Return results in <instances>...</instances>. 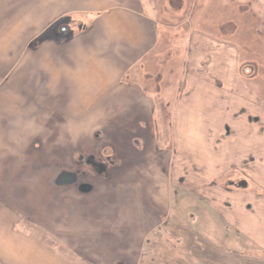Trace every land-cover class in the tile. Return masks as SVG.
Segmentation results:
<instances>
[{"label":"rangeland","instance_id":"rangeland-1","mask_svg":"<svg viewBox=\"0 0 264 264\" xmlns=\"http://www.w3.org/2000/svg\"><path fill=\"white\" fill-rule=\"evenodd\" d=\"M140 1L144 14L139 21L144 27L148 26L144 19H147L146 14L149 13L151 5L155 27L159 32L158 35H154L155 44L152 52L140 60L131 59L133 52L126 49L127 47L116 51L119 60H122L120 66L131 67L129 71L128 69L127 72L123 71L119 81L124 87L138 81V86L145 88L146 85L142 82L147 78L145 74L148 75L153 70V65L157 63L156 58H159V61L165 59L167 48L173 46L183 48L184 34L190 25L213 29L216 17L211 14L215 9L216 13H223L218 16H222L224 21L229 9L234 14L244 11V8H241L244 1L247 2L244 4L247 14L250 13L249 10L251 11L249 19L244 17L239 20V30L242 31L234 42V47L238 49L237 53L234 52L235 48L233 51L227 49L224 52V58L229 59L228 65L231 66L228 72L230 74L232 70L238 72L239 81L226 83L220 80V77L218 83L211 84L176 83L179 76L177 69L180 68L182 60L176 51L172 54L174 56L170 60V66L165 69L167 73L169 72L165 77L167 82L163 84L166 88L164 95L168 97L152 99L156 109L153 118L157 122L160 134L159 149L169 166L167 176L163 178L164 174L160 173L162 166L166 169L167 162L163 158L157 160L154 147L152 149L148 146L144 155L137 156L134 141L127 139L126 145H116L118 151L121 150V162L114 159L115 156H112L109 148L103 152L105 157L111 155L117 164L116 167L107 168L106 179L98 177L87 165L80 167L81 171L85 170L88 174L87 179L80 178V181L91 184L94 187L92 193L78 194L74 186H70L58 189L55 195L46 194L45 191L56 189L54 178L57 173L76 169L79 154L86 156L97 153L99 141L94 140L95 135L102 136V141L114 143V140L120 137L119 134H130L124 131L127 126L122 124L125 118L128 120V116H131L128 114L127 103H134L140 99L73 98L74 93L68 89L70 85L67 86L66 75L65 77L62 75L67 64L64 66L62 62L58 63L50 48L45 49L41 61L32 60L34 57L28 54L35 45L38 46L44 41L52 40L54 43L70 41L73 37L71 27L73 28L75 24L67 26L68 21L62 20L63 25L57 34L51 29L36 38V35L28 34V28L25 27L28 23L33 24L35 20L32 16L22 18L18 15L20 6L18 0H9L8 5L2 2L6 9L4 8V11L0 9V137L7 142L12 140L18 143L19 134L26 131V123L30 122L29 126L36 128L34 118L39 115L40 110L45 121H51L55 115L66 117V123L69 120L70 124L71 119L78 127H84L79 125L85 122L84 115L72 114L84 108L90 113L85 114L89 123L85 125L84 130L59 131L52 134L46 132L49 136L42 139L49 145L38 147L35 153L36 144L33 140L27 143L24 152L18 148L15 150L11 143H8L6 151L0 147V161L11 156V159H15L13 168L18 171L27 167V173L41 168L38 173L39 183L49 190L44 191L45 188L41 186L38 190L43 193L44 202L48 201L42 204L44 208L39 223L42 227L36 226L35 231L41 230L43 235L41 234L40 239L44 240L45 245L59 246V251L64 249L65 252L68 248L73 249L72 257L77 259L71 260L74 263L262 264L258 258L245 260L243 256L246 254L236 244L239 236L242 238L241 227L233 221L242 223L241 208L247 211L245 205L249 203L243 204L239 197L228 199V195L224 193V186L228 180L245 179L244 192L254 196L253 202L262 207L263 200L260 198L264 197V132L260 129L264 127V11L252 10V0H225L226 4L219 3L222 10L218 3L211 1L207 8L198 5L193 9L187 1L180 14L176 10L177 5L179 7L181 4L179 0H170V8L167 7L166 0ZM7 9L14 12L15 16L10 18L4 16ZM89 21L91 23V20ZM236 26L238 27V24ZM228 30L227 28L226 31L224 29L218 31L226 34ZM196 49H199L200 54L201 45ZM149 63L151 67L147 69ZM245 63H250V68L242 67ZM141 67H145V74L143 72L141 75L135 74L134 79L130 74ZM159 69L161 68H154L156 71ZM229 78L233 81L232 76ZM222 79L224 80V77ZM43 94V98H40ZM176 99L180 101L179 110L174 111L170 123L165 118L171 116ZM41 104L43 105L40 108ZM87 105L91 107H86ZM103 108L106 114L102 116ZM97 122L100 123V129ZM22 126L25 127V131ZM104 129L106 130L103 131ZM26 133L34 136L32 132ZM66 137L73 143L72 148L64 145L68 140ZM3 138L0 140L3 141ZM78 140H83L81 142H84L86 147L76 146ZM236 141L238 144L244 142L250 147V153L247 155L249 170L246 173L241 172V169L239 172L229 171L223 176V172L228 168L225 161L228 153L226 145L234 144ZM117 143H122V140ZM140 148L143 149V146ZM35 154L38 163L28 162L29 155L32 159ZM56 157L57 161L47 162V159L52 160ZM140 158H144L145 161L141 162ZM200 166H204V170L194 171ZM215 179L217 180L213 188L208 183ZM37 181L38 178L33 175L31 179L25 181L26 185H22L28 190L24 198L20 197L23 201L22 199L18 201L15 196L10 197V203L15 206L13 208L19 209L24 216H29L30 212L33 215L39 208L40 203L32 193L38 187ZM229 201L234 204V208L223 209L222 205ZM21 202L26 204L25 209L19 206ZM99 207L103 208L102 212L98 216L94 215L98 214ZM13 212L10 211V215ZM146 213L150 219L146 226H142L145 223L141 220V214ZM261 213L259 210L255 216L258 217L263 214ZM10 217L12 221L17 219L14 216ZM159 217L162 219L158 220ZM246 220H251L250 223L253 224L258 222L249 216H246ZM23 222L29 225L26 220ZM64 224L69 225L68 229ZM78 224L82 226L81 233ZM49 228L56 230L53 233L56 239L53 240L57 243L44 235L48 234L46 231ZM86 229L91 232L89 236H92L93 242H81L80 237L84 238L85 234L89 233ZM64 230H68V233L64 234ZM103 241L105 243H102ZM250 252L251 256L257 254L253 249ZM80 259L83 261H79Z\"/></svg>","mask_w":264,"mask_h":264},{"label":"crops","instance_id":"crops-1","mask_svg":"<svg viewBox=\"0 0 264 264\" xmlns=\"http://www.w3.org/2000/svg\"><path fill=\"white\" fill-rule=\"evenodd\" d=\"M8 1L9 0H0V9L4 11V5H8ZM18 1L20 5L18 6V15H20L22 18L32 16L35 20L33 21V24L28 23L25 27L28 28V34H34L36 35V38H38L39 35L47 33L51 29L53 30L54 34H57L59 28H61L63 25L61 22L62 20H65V22L68 21L66 23L67 26L72 23L75 24L73 28L71 27V35L73 37L70 41L66 43H54L51 42L52 40L44 41L38 46L35 45L34 49L31 50V52H29L28 54L34 57V59L32 60L41 61V57L45 55V49L49 50L50 48L52 51L51 53H54V56H56L58 63L62 62L61 64H63L64 66L67 64L66 70H64V73H62V75H64V77L66 75L65 79L67 82V86L70 85L68 89L74 93L72 95L73 98L82 100H123L124 98H128L126 100L140 99L135 100L134 103H127V107L129 109L128 114H131V116H128V120L127 118H125V121L122 122V124L124 126H127L124 131H127L130 134L128 135L125 133L124 135H122L118 133L120 137L114 140L115 143L113 144L115 146L126 145L127 139L131 141L133 139L131 135L132 130H137V125L145 126L150 123L151 118H153L156 110L152 99L168 97L164 95V91L166 90V88L163 84L167 82L165 77L169 74V72L167 73L165 69L169 68L170 60L173 59L172 57L174 56H172V54H174L175 51L177 52V56H179L182 60V64L179 65L180 68L177 69L179 76L176 79V83L180 84L181 82H191L211 84L218 83L220 80L226 83L239 81L237 78V76H239L238 72H235L232 69L231 74L228 72L229 67L231 68V66L228 65L229 59L224 58V52L227 49L233 51L235 48L234 52L237 53L238 49L234 47V42L239 33L242 31V29L239 30V20L244 17L249 19L251 16L250 10V13L247 14L246 12V7L244 4H247V2L245 1L241 5V8H244V11H238V14H234L230 12L229 9L228 16L225 19L226 21L223 20L222 16H218L222 15L223 13L219 12L218 14L216 13L215 9L213 11L215 15L213 14V12L211 14V16L216 17L214 19V25L212 24L213 29L205 27L200 28V26L193 27L192 25H190L188 31L185 34L183 33L185 35L183 48L173 46L171 48L165 49V54L167 57L160 61L159 58H156L157 63L153 65V70L148 73V75L144 73V70H146L145 67H141L140 70H135L132 74H130L134 79H136L135 74L141 75L143 72V74H145L147 77L145 78V82H142L145 83V88L138 86V81H133V85H129L126 87L120 85L119 81H121L123 71H126L127 69V71H129L131 67L130 65H127L125 67L120 66L122 60H119V54L116 51L118 49H123V47H127L126 49L133 52L131 59L134 58L138 60L152 52L155 44L154 35H158L159 31H157V28L155 27L156 23L153 13L151 12V5L149 6V13L146 14L147 19H144V21L147 22L148 26L144 27V25L139 21V18L142 16V14H144L141 9L140 0ZM169 1L170 0H166L168 8L171 7V2ZM187 1L189 2V5H192L193 9H195L198 5H203V8H207L208 3L210 4L211 2L215 4L218 3V5L219 3H227L225 0H179L181 4L179 7L177 5L176 9L179 14L181 13V8H184V6L187 5ZM252 1V10L254 9V11H259L260 9L264 11V0ZM2 2H4L5 4L2 5ZM220 9L222 10L221 6ZM173 10L175 9L173 8ZM4 16H6L7 18L14 17L15 13L7 9L4 13ZM89 20H91V23ZM186 21L187 18H185V22ZM236 24H238V27L236 26ZM226 27L229 29L227 33L221 34L219 32L220 29H224L226 31ZM172 34H174V32ZM200 45L201 53L199 54V49H196V47ZM28 60L30 59L28 58ZM151 63L147 65V69L151 67ZM154 68L161 69L156 71L154 70ZM218 68L224 69L219 70ZM23 75L26 76L28 74ZM229 76H232L233 81L229 78ZM220 77L221 79L219 80ZM222 77H224V80L222 79ZM43 96L44 94L41 95L40 98H43ZM179 102V99H176L174 102L175 104L173 106V110L171 109V116L169 118L170 123L173 118L174 111L179 110ZM42 105L43 104L40 105V108L42 107ZM88 106L89 105H87L86 107ZM89 107H91V105ZM4 108H6V106ZM134 108L137 111L134 110ZM132 110H134L135 112H132ZM86 111L87 110L83 108L80 112L77 111L76 113H72L73 115H79V113L84 115L85 122L79 124L83 125L84 127H78L74 122H71V119L70 124L69 120L68 123H66V117L61 116L54 115L51 121H45L43 119L44 114L40 110L39 115L34 118L36 128L29 126L30 122L26 123V131L25 127L22 126V129L25 132L24 134H19V138L17 139L19 140L18 143L10 139L7 140H10L11 142H7L3 137H0L4 139L3 141L0 140V147H3L5 149L6 146L9 145L8 143H11V146H13L12 148H14L15 150L16 148H18V150L21 149L24 152L27 143H31L32 140L33 142H35V146H48L49 144L44 142L42 138H44V136H49V133L52 134V132L59 131L67 132L70 130H84L85 125L89 123V121L85 118V114H90ZM101 111H103L102 116L106 114L104 113V108ZM97 124H99L98 128L100 129V123L97 122ZM106 129H104L103 131H105ZM27 131L32 132L34 136L30 133H26ZM46 132H49L48 135ZM24 136L26 137V139ZM47 139L48 138H46V140ZM66 139L68 140H66V143L64 145L68 148H72L71 145L73 143L69 142V138L66 137ZM119 140H122V143L118 144L117 142ZM79 141L83 140H78L77 144ZM241 143L238 144V141H236V143L234 144L226 145L228 153L225 161L228 168L225 172H223V176L229 173V171L239 172V170L243 168V164L248 162L247 155L250 153V147L244 142ZM232 145L233 149H231ZM35 146L34 153L36 152ZM13 157H15V155H13ZM30 157L31 155H29L28 157V162L34 161V163H38L36 160V154L34 155V158L30 159ZM16 160L17 162H20L19 159ZM47 161L51 160L47 159ZM13 162H15V159H11V156H8L5 160L1 159L0 161V262L2 264H79L77 262L74 263L71 261L74 259L77 260L74 256L72 257L73 249L68 248L66 249L67 252H65L64 249H61V251H59V246L57 247L55 245V248L53 247V245H45L43 243L44 240L42 241V239H40L42 234L41 230H37V232L35 231L36 226L40 228L42 227V225H40L39 223L41 220V213L44 208V206L42 207L41 203V196L43 193L41 192V190H38V188L40 189V186L41 188H43L42 183H39L40 175L38 176L41 168L39 167L35 170L31 169L33 172L29 171V173H27V167L22 170L19 169L17 171L16 168H13L12 166ZM31 168L33 167L31 166ZM203 168L204 166H200L197 167L194 171L201 172L202 170H204ZM32 174L39 180L36 183V186L38 185V187L35 188L34 186L33 188H35V191L32 193H34L33 195H36L35 197L37 198L40 205L37 211L35 210L36 212H34L33 215L32 212H30L29 216H24L19 209L13 208L15 206L10 203V197L15 196L19 199L18 201L22 199L20 197H23L28 191L26 187L22 185L29 184V181L26 182V184L25 181L31 179V177L33 176ZM216 180L217 179L210 181V183H208L209 186L214 188V182ZM215 188L217 187L215 186ZM227 197L228 199L232 197H239L243 204H250L245 205L247 211L241 208V224L236 223V220L231 219V221L234 220L233 222L241 227L242 238H240L239 236L240 239H237L236 244L239 248H242V252L246 254V256H243L245 260L258 258L257 260L264 264V197H259L261 200H263L262 207L255 204V202H253L254 200H252L255 197L247 194V192L240 193L237 191H233ZM229 203L231 208L233 209L234 204L230 201ZM19 206H22L23 209L26 208V204H24L23 202L19 203ZM248 206L249 208H247ZM258 206L260 208H258ZM102 210L103 208L99 207L97 210L98 214L95 213L94 215L98 216L99 213L102 212ZM259 210L263 214L261 213L262 215H259L257 217L255 216V213H257ZM10 211H15L16 213L13 212V215H10ZM141 215V220L143 223H145L142 224V226H146V222H148L149 216L147 215V213L145 215ZM10 216H14L17 219L12 221ZM246 216H249L253 220H257L258 222L254 224L250 223L251 220H246ZM19 218H22V220H19ZM37 218H39V220H35ZM24 220H26L29 225H25L23 222ZM56 226H58V224ZM64 226L66 227V229H68L69 227L68 224H64ZM78 227L79 233H81L82 226L78 224ZM47 230L48 231H46V233L48 234H44L46 238L48 237L50 241L56 242L55 240H53V233L56 232V230H54V228H49ZM86 232L89 233L85 234L86 237L84 238L80 237L81 242H93L92 236H89L91 232L88 229H86ZM63 233L67 234L68 230H64ZM102 243L105 242L103 241ZM252 249L257 253L255 254V256H251L252 252L250 251ZM79 261L83 260L80 259Z\"/></svg>","mask_w":264,"mask_h":264},{"label":"flooded vegetation","instance_id":"flooded-vegetation-1","mask_svg":"<svg viewBox=\"0 0 264 264\" xmlns=\"http://www.w3.org/2000/svg\"><path fill=\"white\" fill-rule=\"evenodd\" d=\"M250 66H251L250 63H245L244 65H242V67H244L246 69L250 68ZM246 71H249V70H246ZM263 112H264V110H263ZM165 117H167V116H165ZM169 118H170V116L168 118H165L167 122H168ZM156 123L157 122L154 120V118H151L150 123H148L147 125H145V126L137 125L138 129L132 130L131 135H132L133 139L131 140V142L134 141V143H135V150L137 149L136 152L138 151L137 156H138V154L144 155V153L147 152L148 146H150V147H152V149L154 147L155 154L158 157L157 160L158 159L160 160L161 158H163L164 161H166V159L164 158V154L161 153V150L159 149L160 134L158 131L159 128L156 126ZM260 131L264 132L263 126L261 127ZM94 140L99 141L98 142L99 145H97L98 146L97 151H96L97 153H94L93 155L88 154L86 156L84 154H79L77 157L76 169L74 171H61V172L56 174V176L54 178V187L56 188L55 190H53V188L49 190L42 184V187L45 188L44 191L49 190V191H45L46 194H48L49 196H52V195H55V193L57 192L58 189H66V188H70V186H74V190L78 194L88 195V194L92 193L94 190V187L85 181L84 182L80 181V178L87 179V177H88V174L85 170H82V171L80 170V167H82L83 165H87L88 167L92 168V170H94V172L96 173V175L98 177H103V179H106L108 177L107 172H106L107 168L117 166L115 161L112 160V156H115L116 158L114 157V159L121 162V159H122L121 150L118 151V149L116 148L117 146H115L111 141L110 142H107L105 140L102 141L103 138L100 135H95ZM77 145L80 148H83L85 146V143L80 141V142H78ZM141 146H143V149L140 148ZM38 147H40V146L39 145L36 146V149H38ZM106 148L110 149V151L112 152V156L110 155L108 157H105L103 155V152L105 151ZM86 150H88V149L86 148ZM140 159H141V162L145 161L144 158H140ZM57 160H58V157H56L55 159H53L51 161H57ZM51 161H47V162H51ZM41 162H43V159L41 160ZM158 162L159 161L156 162L157 165H158ZM166 162H167L166 169L163 166L162 167L159 166V167H161L160 173L164 174L163 178H164V176H167L166 174H168V172H169L168 161H166ZM247 164H248V162L243 164V168H241V172L246 173V171L249 170ZM62 174L74 175L75 179L72 183H66V184L61 185L58 183V178ZM166 178H168V177H166ZM243 180H245V179H243ZM243 180L242 181L241 180H236V181L228 180V182H226V185L224 186V189H225L224 193L229 195L234 190L237 192H240V191L244 192L246 189V186H245V184H244L245 182ZM44 201H45V199H44V196L42 194L41 203L45 204V203H47L48 200L46 202H44ZM152 206L154 207L155 205H152ZM222 206H223L222 208L225 210L231 209L229 202H225ZM247 208H249V206ZM159 219H162V218L159 217L158 220Z\"/></svg>","mask_w":264,"mask_h":264},{"label":"water","instance_id":"water-1","mask_svg":"<svg viewBox=\"0 0 264 264\" xmlns=\"http://www.w3.org/2000/svg\"><path fill=\"white\" fill-rule=\"evenodd\" d=\"M75 177L74 175H70V174H62L59 178H58V183L59 184H66V183H72L74 181Z\"/></svg>","mask_w":264,"mask_h":264}]
</instances>
